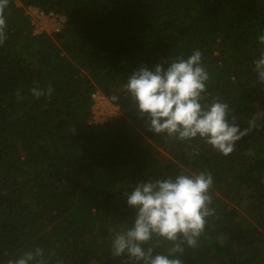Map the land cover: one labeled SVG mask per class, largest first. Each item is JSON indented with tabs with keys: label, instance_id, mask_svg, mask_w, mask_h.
Wrapping results in <instances>:
<instances>
[{
	"label": "trees",
	"instance_id": "1",
	"mask_svg": "<svg viewBox=\"0 0 264 264\" xmlns=\"http://www.w3.org/2000/svg\"><path fill=\"white\" fill-rule=\"evenodd\" d=\"M28 9L56 13L57 32L33 35ZM0 46V264L40 246L47 264H128L114 232L131 227L126 193L149 178L210 170L215 215L183 264H264V0H9ZM195 49L209 72L202 104L219 97L243 131L225 157L199 138L148 131L123 85ZM54 89L35 99L33 86ZM17 91L24 97L18 101ZM121 116L91 123L93 95ZM119 100L112 102L110 97ZM158 244L154 254L170 245ZM147 247V246H146Z\"/></svg>",
	"mask_w": 264,
	"mask_h": 264
},
{
	"label": "clouds",
	"instance_id": "2",
	"mask_svg": "<svg viewBox=\"0 0 264 264\" xmlns=\"http://www.w3.org/2000/svg\"><path fill=\"white\" fill-rule=\"evenodd\" d=\"M9 0H0V46L7 40L5 10ZM264 45V35L258 37ZM254 72L264 84V51L253 61ZM209 72L203 62V53L195 49L187 58L183 55L172 60L165 70L157 64L154 70L141 67L123 85L124 93L135 105L140 118H146L148 131L162 134L169 140L188 142L199 138L215 152L227 157L235 146L255 127V121L243 131L236 124L227 102L219 97L210 104H202L208 91ZM30 94L35 99L51 98L53 87L33 86ZM17 100L24 97L20 91ZM112 102L119 97L112 95ZM210 170L188 174L180 172L174 178L152 179L138 182L126 193L127 205L135 210L131 227L114 232L110 251L114 257L126 255L128 264H183L180 258L185 247L195 249L204 234L209 220L215 215ZM166 241L170 247L166 254H154L158 244ZM147 246V247H146ZM7 264H47L44 249L36 246Z\"/></svg>",
	"mask_w": 264,
	"mask_h": 264
},
{
	"label": "built area",
	"instance_id": "3",
	"mask_svg": "<svg viewBox=\"0 0 264 264\" xmlns=\"http://www.w3.org/2000/svg\"><path fill=\"white\" fill-rule=\"evenodd\" d=\"M28 14L31 16V24L33 26V35H40L42 33L57 32L62 27L65 19L63 16L57 15L56 13H46L40 9H28ZM99 93L93 95V99L98 96ZM103 97V96H102ZM92 113L91 123H104V121L96 120Z\"/></svg>",
	"mask_w": 264,
	"mask_h": 264
},
{
	"label": "rangeland",
	"instance_id": "4",
	"mask_svg": "<svg viewBox=\"0 0 264 264\" xmlns=\"http://www.w3.org/2000/svg\"><path fill=\"white\" fill-rule=\"evenodd\" d=\"M99 93L94 99V105L92 107V113L96 120L109 121L121 116V112L118 107L111 104L106 97Z\"/></svg>",
	"mask_w": 264,
	"mask_h": 264
}]
</instances>
